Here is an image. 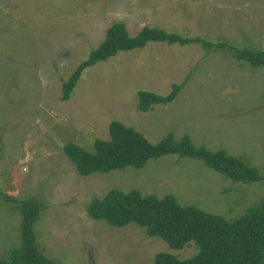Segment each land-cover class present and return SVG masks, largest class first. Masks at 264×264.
<instances>
[{
    "label": "rangeland",
    "instance_id": "374dc122",
    "mask_svg": "<svg viewBox=\"0 0 264 264\" xmlns=\"http://www.w3.org/2000/svg\"><path fill=\"white\" fill-rule=\"evenodd\" d=\"M124 23L131 36L159 27L184 37L264 51V0H0V257L23 245L19 202L42 206L36 246L54 264H155L174 250L134 223L114 227L89 214L112 189L174 196L181 204L230 220L264 203V67L230 49L151 42L85 72L69 101L63 86L108 30ZM167 106L138 110V94L169 96ZM119 122L152 143L168 134L197 147L227 151L262 177L236 183L199 159L176 155L127 168L80 175L64 152L74 143L95 152Z\"/></svg>",
    "mask_w": 264,
    "mask_h": 264
},
{
    "label": "trees",
    "instance_id": "16d2710c",
    "mask_svg": "<svg viewBox=\"0 0 264 264\" xmlns=\"http://www.w3.org/2000/svg\"><path fill=\"white\" fill-rule=\"evenodd\" d=\"M151 42H165L181 46L202 44L210 51L230 49L241 62L253 67H264V51L238 48L227 42L213 43L201 37H184L159 27H144L131 36L124 23L114 24L107 32L106 40L95 49L90 58L79 66L71 79L63 86V101H69L85 72L100 63L109 62L121 52L143 49ZM183 86H175L172 93L162 97L150 92L138 94V110L147 114L155 106L172 104ZM109 140L99 139L95 152L77 144L64 147L68 159L78 173L90 176L127 168L143 170L153 161L166 155L178 158L199 159L219 174L236 183H258L259 172L227 151H211L197 147L187 136L176 141L168 134L158 143H152L134 128L113 122L109 129ZM1 195V192H0ZM10 202H19L23 211V245L13 251L10 259L0 257V264H54L45 258L36 246V223L42 206L35 199L17 201L6 196ZM89 214L114 227H125L134 223L143 228L149 237H159L174 250L197 246L199 253L189 260H180L169 253L155 257V264H264V203L252 208L236 219L204 211L197 206L181 204L174 196L144 195L140 190L123 192L110 190L104 198L95 199L89 206Z\"/></svg>",
    "mask_w": 264,
    "mask_h": 264
}]
</instances>
